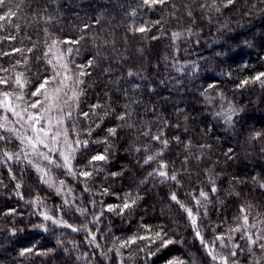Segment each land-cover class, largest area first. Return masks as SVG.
Masks as SVG:
<instances>
[{"label": "trees", "instance_id": "16d2710c", "mask_svg": "<svg viewBox=\"0 0 264 264\" xmlns=\"http://www.w3.org/2000/svg\"><path fill=\"white\" fill-rule=\"evenodd\" d=\"M215 2L219 11L211 7L213 0H168L152 7L143 0H6L0 7V16L15 13L0 20V68L8 69L0 77L23 73L29 81L22 90L9 81L0 91L23 94L29 103L43 100L30 93L38 76L52 75L47 59L63 55L73 81L81 70L77 66L93 61L82 69L87 74L77 86L83 91L79 106L64 108L72 111L63 125L69 140H88L71 161L77 175L48 165L19 135L0 129L9 137L0 141V264H168L174 258L218 264L196 236L197 228L210 246L216 236L224 237L226 246L216 241L214 251L222 256L235 251L229 264H264L259 247L264 240L241 239V232L254 240L264 235V84L240 86L264 72V0H236L228 7ZM141 26L149 30L136 31ZM53 40L57 44L48 53ZM74 40L79 43H60ZM93 104L101 105L96 115L83 117ZM4 113L0 109V123ZM121 115L124 120L117 119ZM109 128H116L115 136ZM161 133L167 148L152 139ZM106 148V161L89 164ZM5 151L13 159L4 157ZM49 155L63 163L57 152ZM149 155L156 159L144 164ZM161 163L178 183L149 175ZM37 166L48 171L50 184ZM80 170L92 175L86 179ZM200 191L209 197L203 207L196 204ZM173 193L193 209L195 226L171 200ZM126 194L139 197L131 209L121 215L119 208L107 210L121 205ZM45 213L81 230L46 221ZM234 228L241 232H230ZM158 231L174 243L160 248V240H138L119 247L133 235ZM29 248L33 251L21 255ZM149 251L155 255L149 258Z\"/></svg>", "mask_w": 264, "mask_h": 264}, {"label": "snow or ice", "instance_id": "6c2138e0", "mask_svg": "<svg viewBox=\"0 0 264 264\" xmlns=\"http://www.w3.org/2000/svg\"><path fill=\"white\" fill-rule=\"evenodd\" d=\"M168 0H143V4L148 5L149 7L156 6V5H163L166 4ZM236 0H220V4L223 7H228L229 5H234ZM6 3V0H0V7L4 6ZM212 8H215L217 11H219V7L217 6L215 0H213V3L211 5ZM14 12H8L6 15L0 16V20H6L9 19L11 16H14ZM156 23H159L157 21ZM149 29L141 26L136 29L138 32H146ZM174 36H179V33H174ZM15 37H12L14 39ZM155 38V37H153ZM60 43H79V41H60ZM57 41L53 40L52 45L49 46L48 48V53H52L53 48L56 46ZM23 49H14L13 52H20L23 53ZM27 51L31 52L32 49L29 48ZM72 52V49H67V53L70 54ZM48 53L45 54V56L48 55ZM4 55H11V53H4ZM19 63V61L17 62ZM46 64L52 65V75L50 76H43L40 77L38 76L37 79L39 80L38 85L36 86L35 90H33L30 93V96L32 97H43V100H34L32 102H26L25 97L23 94H17L14 95L13 93L9 91H0V109H3L5 112H10L13 116L17 118V122H23V125H27V127L31 130L32 135L30 136H21V142H26L27 145L30 147V149L37 153L44 161L47 162L48 165H54L55 167L58 168H64L67 170V174L69 175H77V172H75L72 168V159H74V154L75 152L81 148V147H87L88 146V140H80L77 138L75 141H70L68 138V131L63 127L65 118L71 119L72 118V111L65 112L64 108H71L75 109L76 107L79 106V101H80V96L83 94V91L80 90L77 86L79 84L84 83L83 80L80 79V77L86 75L82 69L85 67H91L93 65V61L89 60L87 65L80 66L78 65V68H81V70L78 72L76 75L75 80L73 81V77L69 75L68 73L71 72V69L68 66V63L64 62V56L61 55L57 58L54 59H47ZM0 71L7 72L8 69H3L0 68ZM129 75H132V73H129ZM264 72L254 76L252 78V81L249 80H243L241 82V87L244 85H247L250 82L253 81H259L262 84H264ZM9 81H11L15 86L19 87L21 90L24 89L28 84L29 81L24 77L23 73H20L16 75L14 78L13 77H0V85L7 86L9 84ZM73 82V87H69V82ZM50 84H55L57 85L54 89L49 91V88L47 87ZM209 87H214L213 85H210ZM70 93V94H69ZM13 100L19 101L23 103V107L21 106L20 103H13ZM63 101V107L60 106V102ZM101 107L99 104H93L90 106V112H82L83 117L89 118L90 113L92 116L96 115L95 109ZM127 107V106H125ZM31 109H36L37 111L33 112ZM57 112L58 115L53 116V112ZM234 111V110H233ZM107 115V113H105ZM220 115V113H218ZM4 121H7V116L3 117ZM103 119V117H101ZM117 119L119 120H124L125 117L123 115L118 116ZM0 129H4L6 132L13 133L15 134V129L8 128L6 123H0ZM73 131H75V128L73 127ZM109 136H115L116 135V128H109L108 130ZM88 135H92V129L90 128L88 130ZM144 135H148V133H144ZM161 135L153 136L152 139L160 141V143L164 146V148L168 147L169 141L168 140H161ZM256 136H260L261 133H256ZM79 136V133H77V137ZM63 137V144L65 146V151H60L59 152V157L62 159L63 163H57L55 160L52 159V157L49 155V153L57 151L55 148V145L60 141V138ZM6 139H9V137H5L0 135V141H4ZM175 139L179 142V137H175ZM50 141V143H48ZM99 143V141H96ZM38 146H43L46 148L48 151L47 152H38ZM139 151V149H137ZM107 148L105 149L104 154H97L92 156L91 160L89 161V164H92L93 162L97 161H106L107 159ZM14 154H10L7 151L3 152V156L6 157L8 160L13 159ZM18 155V154H15ZM157 155H160L157 153ZM156 159V156L149 155L147 159L144 160V164H149L150 162L154 161ZM168 165L161 163L159 165V168L155 170L152 173H149L150 176H159L163 178L165 181L171 180V181H176L177 176L175 174L170 175L167 169ZM37 172L41 173V179L45 183H51L49 179H46L48 177V171L45 170V168H41L39 166L36 167ZM79 175L83 176L84 178H89L92 173L88 171H79ZM113 175H118V173H113ZM255 179V178H253ZM63 181H60V184H63ZM209 183H214L210 179ZM261 187H264V184L260 185ZM19 187V185H17ZM60 189H57V192H59ZM107 191V190H105ZM211 191L215 193L217 189L215 187L211 188ZM200 199H196V204L199 207L204 206V202L208 201V193L204 191H200L199 193ZM171 200L176 202L181 209H183L191 221L192 225L197 224V216L194 215L193 209L186 207L180 200L177 199V196L175 193L171 194ZM139 199V197L136 198H131V194H126V199L121 205H109L107 210L111 212H115L117 208L120 209L119 212H116L117 215L123 214L125 210L131 209L133 205L136 204V201ZM195 199V198H194ZM131 202H128V201ZM81 215L86 214L87 209L81 208L79 209ZM199 211V208L197 209ZM243 212V209H241ZM43 219L46 221H51L53 224H57L63 227L71 228L72 231H79L81 229L74 228L72 225L67 224L64 221L53 219L52 216L48 214L43 215ZM98 220V218H96ZM243 222L244 226L247 225L248 223V218L247 216L243 217ZM40 227H44L43 225H40ZM46 230V229H45ZM87 231V229H84ZM146 231L150 232L151 229H146ZM231 231H236V232H241V228H234L230 229ZM196 236L200 238L201 244L205 247V249L208 250V255L211 257L213 261H218V264H229V258L230 257H235L237 253L235 251H231L229 253V256H222L219 255L214 251V245L216 241L221 242V246L224 247L223 241L224 237L223 236H216L213 240L212 245H208L204 242L203 238L201 237V233L199 229L197 228L196 230ZM92 235V241H95V235ZM166 233H163L158 231L154 233L153 236L149 235H133L126 240L122 241L119 244L120 248L127 247L131 244H136L138 240H144V241H149L151 240L152 242H155V240H160V248L167 247L170 244H173L174 241L171 239H164V236ZM229 240H231V236L228 237ZM241 239H246L249 244H257L258 241L264 240V235L256 237L254 240L251 235H248L245 237L244 233L241 232ZM99 247V245H97ZM147 247V246H146ZM238 247V246H237ZM259 247L264 250V243L259 244ZM160 248H157V251L160 250ZM141 251L144 249L141 248ZM32 249H25L24 252H21V255H24L26 252H32ZM49 252L52 251L51 249L48 250ZM41 255H47L48 253H38ZM106 255V254H105ZM149 258L151 256L155 255V252L149 251L148 253ZM168 264H184L183 261L179 260L178 258H174L172 260L168 261ZM232 264H235V261L232 262Z\"/></svg>", "mask_w": 264, "mask_h": 264}, {"label": "rangeland", "instance_id": "374dc122", "mask_svg": "<svg viewBox=\"0 0 264 264\" xmlns=\"http://www.w3.org/2000/svg\"><path fill=\"white\" fill-rule=\"evenodd\" d=\"M57 55V54H56ZM14 95H16V94H14ZM13 103H19V101H15V100H13ZM35 110L36 109H31V111H33V112H35ZM53 116H56V114L55 113H53L52 114ZM4 116H7V121H4L5 123H6V125H7V127L8 128H12V129H15L16 131H15V133L17 134V135H19V137L18 138H20L21 136H30V135H32V132H31V130L27 127V125H23L22 126V124H23V122H20V123H18L17 122V118L15 117V116H13L10 112H5L4 113ZM48 143H50V141H48ZM23 144V146L25 147V148H28L29 150H30V153H32V154H36L37 156H35V157H37V158H40L41 160H42V158L37 154V153H35V152H33L31 149H30V147L27 145V143L26 142H23L22 143ZM55 148L57 149V151H55V152H57V154L59 155V152L60 151H65L64 150V146H63V138H60V141L55 145ZM48 150L46 149V148H44L43 146H38V152H47ZM57 155V156H58ZM56 156V155H55Z\"/></svg>", "mask_w": 264, "mask_h": 264}]
</instances>
